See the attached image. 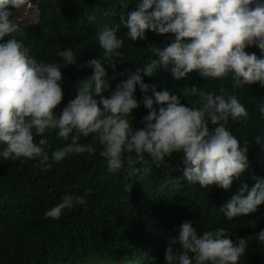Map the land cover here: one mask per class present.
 <instances>
[{
  "label": "clouds",
  "instance_id": "1",
  "mask_svg": "<svg viewBox=\"0 0 264 264\" xmlns=\"http://www.w3.org/2000/svg\"><path fill=\"white\" fill-rule=\"evenodd\" d=\"M22 3L0 0V158L21 164L31 160L44 171L69 155L93 153L96 149L92 143L80 142L81 137L91 134L109 172L121 169L124 161L133 166V173L147 172L146 167L134 165L147 164L146 156L160 164L173 153H183V176L189 184L227 190L248 168L249 141L241 143L227 127L229 119L247 121L249 117L236 94L224 87L214 93L191 85L181 94L196 99L185 106L178 95H170L166 89L157 91L154 84L143 82L141 73L152 76L159 66L179 81L197 70L204 78H228L233 90L253 82L264 86V0H142L126 17L121 16L127 38L143 40L146 29L172 33L173 38L163 47L153 46L151 51L157 59L149 58L142 67L129 71L127 78L104 97L100 94L109 85L102 59L111 62L113 57H123L120 49L125 40L117 36L115 27L100 26L94 36L103 50L102 59L86 61L91 75L77 81L74 98L59 112L61 66L74 64L76 55L73 48L57 50L59 63L29 55L23 41L11 35L19 30L12 16ZM88 19L95 22L92 15ZM253 44L260 50L259 56L245 51ZM137 85L142 93L139 102L134 94ZM93 94L99 96L102 107ZM138 103L148 111L141 119L143 126L133 127L132 112ZM257 110L264 119V98ZM53 131L65 143L49 153L45 133ZM253 142L264 148V132ZM254 180L251 186L242 183L221 206L219 210L227 220L253 213L264 203V178ZM85 203V195L66 192L43 215L58 219L63 210ZM226 233L224 227L197 232L192 221H182L176 234L168 238L164 264H238L246 241H233ZM255 238L264 245V228ZM177 243L179 248L174 251Z\"/></svg>",
  "mask_w": 264,
  "mask_h": 264
},
{
  "label": "trees",
  "instance_id": "2",
  "mask_svg": "<svg viewBox=\"0 0 264 264\" xmlns=\"http://www.w3.org/2000/svg\"><path fill=\"white\" fill-rule=\"evenodd\" d=\"M38 9L34 22L19 21V30L11 35L23 41L29 55L49 62H60L57 50L73 48L75 63L61 66L62 100L57 112L74 98L76 83L89 77L92 69L86 66L90 58H101L102 49L96 43L95 32L105 24L116 28L118 37L125 40L120 51L123 57H113L111 62L102 59L108 89L100 95L108 97L129 71L157 59L151 48L163 47L174 34H159L145 30V38L132 41L127 38V27L121 16L134 10L142 0H29ZM107 13V14H106ZM95 17L90 22L88 17ZM18 16L14 9L12 18ZM8 37H5L6 40ZM246 52L260 55L253 44ZM114 65V67H113ZM124 73V75H121ZM142 80L154 84L156 90L176 94L180 102L190 106L195 96L185 97L182 91L196 85L218 93L220 87L236 94L248 110L247 121H232L227 127L238 140H248V168L233 179L225 190L215 185L201 188L189 184L183 176V153H173L160 164L150 158L147 164L137 163V168L147 172H132L124 161L121 169L109 172L99 155L100 146L92 135L81 137V143H92L91 154L69 155L47 170H40L31 160L18 161L0 158V264H164V251L168 238L176 234L182 221H192L197 232L224 227L235 241L243 238L246 249L238 264H264V245L255 235L264 228V203L248 215L227 220L220 212L242 183L251 186L254 177L264 178V148L253 138L264 132V119L259 117L257 106L264 98V86L258 82L244 84L233 90L228 78H204L197 70L190 71L184 79L175 80L167 68L157 67L152 76L141 73ZM135 97L142 98L139 86ZM149 95L151 92L149 91ZM99 105V96L93 94ZM154 107L156 105L154 104ZM147 109L142 103L133 109V127L140 123ZM49 141L47 150L62 146L54 131L45 133ZM39 137L34 136L38 141ZM127 185V188L125 187ZM66 192L85 195L86 203L63 210L58 219L46 218L43 213L59 202ZM255 227H252V224ZM174 251L179 244L173 246Z\"/></svg>",
  "mask_w": 264,
  "mask_h": 264
},
{
  "label": "rangeland",
  "instance_id": "3",
  "mask_svg": "<svg viewBox=\"0 0 264 264\" xmlns=\"http://www.w3.org/2000/svg\"><path fill=\"white\" fill-rule=\"evenodd\" d=\"M38 14V9L33 3H31L29 0H23V3L18 8V16L16 21L34 22L38 19Z\"/></svg>",
  "mask_w": 264,
  "mask_h": 264
}]
</instances>
